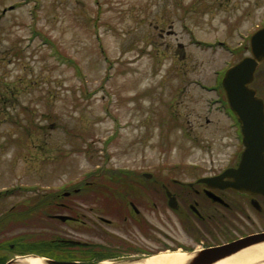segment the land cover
Wrapping results in <instances>:
<instances>
[{
	"label": "rangeland",
	"instance_id": "obj_1",
	"mask_svg": "<svg viewBox=\"0 0 264 264\" xmlns=\"http://www.w3.org/2000/svg\"><path fill=\"white\" fill-rule=\"evenodd\" d=\"M262 25L264 0H0L3 262L12 246L93 240L90 225L45 216L47 196L77 204L109 175L192 179L226 165L241 146L216 85Z\"/></svg>",
	"mask_w": 264,
	"mask_h": 264
},
{
	"label": "flooded vegetation",
	"instance_id": "obj_2",
	"mask_svg": "<svg viewBox=\"0 0 264 264\" xmlns=\"http://www.w3.org/2000/svg\"><path fill=\"white\" fill-rule=\"evenodd\" d=\"M254 83L264 111V63L255 72ZM242 151L243 147L233 150L223 167L210 164L211 170L217 172L192 179L145 177L142 173L143 178L138 179L110 178L111 188H103L105 185L98 178L96 184H92L97 187L94 188L95 194L87 195L89 197L79 195L77 204L69 201L52 206L51 197L47 196L45 201L48 204L45 201L39 204L43 206L45 216L52 218L57 215L56 206H60L72 214L66 215L68 219L64 222H73L82 228L90 225L94 230L92 241H76L79 247L75 252H69L70 255L60 252L59 256L73 255L88 262L121 263L141 258L149 252H160L166 245H183L188 252L198 253L263 233L264 228L259 225L264 223V194L247 195L224 187L227 178L208 184L200 181L216 177L226 169H236ZM86 202L89 203L85 205ZM163 218L175 219L190 242L174 240L169 232L163 230ZM11 248L5 262L14 257L13 246ZM3 259L0 246V264L5 263Z\"/></svg>",
	"mask_w": 264,
	"mask_h": 264
},
{
	"label": "water",
	"instance_id": "obj_3",
	"mask_svg": "<svg viewBox=\"0 0 264 264\" xmlns=\"http://www.w3.org/2000/svg\"><path fill=\"white\" fill-rule=\"evenodd\" d=\"M251 56L244 57L226 70L222 89L230 110L236 116L242 132L243 146L241 161L237 169H229L213 180L226 177V187L242 194H264V113L261 99L251 88L256 69L264 62V27L257 30L249 41ZM149 177V176H148ZM208 180L202 179L207 183ZM172 206V202L170 201ZM65 221L68 217L56 216ZM264 243V232L214 249L193 254L187 264H215L250 247ZM16 257L5 264H20ZM43 264H96L77 261L42 260Z\"/></svg>",
	"mask_w": 264,
	"mask_h": 264
},
{
	"label": "bare ground",
	"instance_id": "obj_4",
	"mask_svg": "<svg viewBox=\"0 0 264 264\" xmlns=\"http://www.w3.org/2000/svg\"><path fill=\"white\" fill-rule=\"evenodd\" d=\"M190 258V254L177 250L157 254L133 264H187ZM18 262L20 264H43L42 259L33 256L19 258ZM101 263L109 264L106 261ZM215 264H264V243L250 247Z\"/></svg>",
	"mask_w": 264,
	"mask_h": 264
},
{
	"label": "trees",
	"instance_id": "obj_5",
	"mask_svg": "<svg viewBox=\"0 0 264 264\" xmlns=\"http://www.w3.org/2000/svg\"><path fill=\"white\" fill-rule=\"evenodd\" d=\"M236 54H237L238 57L240 56L239 53H236ZM218 89H219V90L221 89L219 83H218ZM220 91H221V90H220ZM104 176H105V175H104ZM117 176L120 177L119 174H117ZM109 177L112 178L113 176H112V175H109ZM106 187H107V188H110L109 186H106ZM51 248H53V247H50V250H51Z\"/></svg>",
	"mask_w": 264,
	"mask_h": 264
}]
</instances>
